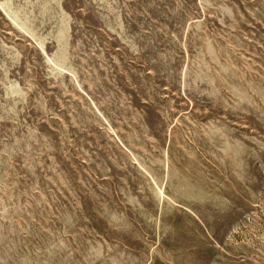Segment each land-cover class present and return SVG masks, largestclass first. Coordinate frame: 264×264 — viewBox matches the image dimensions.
Returning <instances> with one entry per match:
<instances>
[{
	"label": "rangeland",
	"instance_id": "374dc122",
	"mask_svg": "<svg viewBox=\"0 0 264 264\" xmlns=\"http://www.w3.org/2000/svg\"><path fill=\"white\" fill-rule=\"evenodd\" d=\"M0 264H264V0H0Z\"/></svg>",
	"mask_w": 264,
	"mask_h": 264
}]
</instances>
